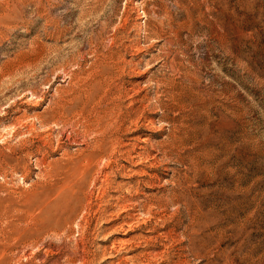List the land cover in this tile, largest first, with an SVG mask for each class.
<instances>
[{"label": "rangeland", "instance_id": "obj_1", "mask_svg": "<svg viewBox=\"0 0 264 264\" xmlns=\"http://www.w3.org/2000/svg\"><path fill=\"white\" fill-rule=\"evenodd\" d=\"M0 264H264V0H0Z\"/></svg>", "mask_w": 264, "mask_h": 264}]
</instances>
